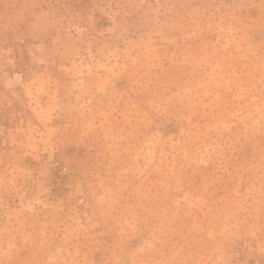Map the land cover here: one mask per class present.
Returning a JSON list of instances; mask_svg holds the SVG:
<instances>
[{
  "label": "rangeland",
  "instance_id": "rangeland-1",
  "mask_svg": "<svg viewBox=\"0 0 264 264\" xmlns=\"http://www.w3.org/2000/svg\"><path fill=\"white\" fill-rule=\"evenodd\" d=\"M0 264H264V0H0Z\"/></svg>",
  "mask_w": 264,
  "mask_h": 264
},
{
  "label": "built area",
  "instance_id": "built-area-1",
  "mask_svg": "<svg viewBox=\"0 0 264 264\" xmlns=\"http://www.w3.org/2000/svg\"><path fill=\"white\" fill-rule=\"evenodd\" d=\"M55 164H56V167L59 169V173H61V174H65V172H66V167H65V166H61V165H59L58 162H56Z\"/></svg>",
  "mask_w": 264,
  "mask_h": 264
}]
</instances>
